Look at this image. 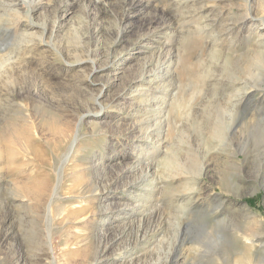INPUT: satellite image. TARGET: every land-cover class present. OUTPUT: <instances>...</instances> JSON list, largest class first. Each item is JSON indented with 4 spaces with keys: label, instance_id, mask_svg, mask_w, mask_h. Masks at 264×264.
Returning a JSON list of instances; mask_svg holds the SVG:
<instances>
[{
    "label": "rangeland",
    "instance_id": "374dc122",
    "mask_svg": "<svg viewBox=\"0 0 264 264\" xmlns=\"http://www.w3.org/2000/svg\"><path fill=\"white\" fill-rule=\"evenodd\" d=\"M31 1H0V120L16 103L42 118L29 167L51 186L74 143L76 156L63 202H11L0 170V264H264L262 0ZM89 163L126 213L95 223L94 191L64 193Z\"/></svg>",
    "mask_w": 264,
    "mask_h": 264
},
{
    "label": "bare ground",
    "instance_id": "6f19581e",
    "mask_svg": "<svg viewBox=\"0 0 264 264\" xmlns=\"http://www.w3.org/2000/svg\"><path fill=\"white\" fill-rule=\"evenodd\" d=\"M1 1V5L6 9V7H13L15 9H18L19 6L18 4L22 1V0H0ZM24 1V0H23ZM30 1V0H27ZM34 1V0H32ZM31 1V2H32ZM42 0H37L36 2H33L31 5V9L34 10V8L37 6V4L41 3ZM223 1V0H222ZM222 1L218 4V6H221ZM226 1V0H225ZM229 1V0H228ZM227 2V1H226ZM142 3V0H130V2L128 3L129 6L132 5H140ZM249 3V2H248ZM221 4V5H220ZM228 4V3H227ZM251 4H253V2H251ZM260 4H262V9L261 12L264 14V0L260 1ZM242 5V4H241ZM225 6V5H224ZM223 6V8H224ZM230 6L232 7V4H230ZM250 7V6H249ZM252 7V5H251ZM129 8V7H128ZM241 9V8H240ZM244 10V8H243ZM27 11V10H25ZM248 13L245 14V16H247ZM262 14V15H263ZM32 14L29 12H26V15L24 16V19H26V22H24L22 19L19 20L18 22V26H22L24 28V30L26 29H31L32 26L30 25V22L32 21ZM159 17V16H158ZM152 20L154 21L153 18H149L148 21H146L143 25H151ZM162 21V20H161ZM154 24V23H153ZM150 29V28H149ZM207 30V29H206ZM27 31V30H26ZM31 31V30H30ZM148 31V30H147ZM151 31V30H150ZM20 32V31H19ZM263 48V47H262ZM248 53V52H247ZM244 55H246L244 53ZM254 58L256 57H261V55H264V52H255L252 54ZM249 56V55H248ZM263 57V56H262ZM234 59V58H233ZM248 59V58H247ZM252 59V58H251ZM254 60V59H253ZM252 60V61H253ZM8 62V61H7ZM253 63V62H252ZM158 66V65H157ZM239 66V65H237ZM257 66V65H256ZM245 69V68H244ZM152 70H156V69H152ZM152 70H149L148 72H142L141 76H144L145 74H151L150 72ZM149 76V75H148ZM147 76V77H148ZM143 78V77H142ZM149 79V78H148ZM152 78H150L151 80ZM235 81V80H234ZM247 85V84H246ZM242 88V87H241ZM240 89V88H239ZM252 89V88H251ZM253 90V89H252ZM143 93V92H142ZM245 93V92H244ZM250 95V94H249ZM146 97V96H144ZM149 101V100H148ZM17 104V103H16ZM15 106L18 107V109L15 110L14 114L10 117L7 118H2L0 120V170L3 169V167L5 168L7 177H8V188L11 191L12 195H10L11 197V202L15 203L16 201L20 202V203H24L25 200L30 201V203L33 204H37L39 203V201L42 199V196L46 195V197H48V201L52 200L54 197L58 198L57 200L62 201V199H60L57 191H58V186H59V182H61L62 179V171L63 168H65V161L67 159H69L70 157H74L76 156L74 153V144L70 145V149L68 150V152H66L65 156H64V161L62 162V165L59 166L60 170L56 171V175H57V182L53 183L52 186L49 184L48 182V178H45V176L47 177V175L44 176L43 171L39 170V169H34V167H29L30 163L32 160H30V154L32 155V159L33 157L35 158H39L40 153H42L41 150V145L40 143H38L37 141L39 140L38 137L36 136H40L39 135V127L40 124L42 125V118H37L34 117L32 115H30L29 110L27 109V107H25L23 104H17ZM224 109V108H223ZM28 112H27V111ZM233 110V109H232ZM48 112V111H47ZM86 112V111H85ZM88 112V111H87ZM86 112V113H87ZM91 112L87 113L86 115H89ZM229 113V112H228ZM44 114V113H43ZM9 115V114H8ZM56 116V114H54ZM52 116V115H51ZM50 116V117H51ZM82 117V116H81ZM143 118V117H142ZM79 120V118H78ZM53 121V120H52ZM61 121V120H60ZM144 121V120H143ZM159 121V120H158ZM163 121V120H162ZM64 122V121H63ZM80 122V120L78 121ZM221 122L223 123V120H221ZM232 122V121H231ZM252 122V121H251ZM49 123V120H48ZM137 124L139 123V121L136 122ZM58 124V122L56 123ZM55 124V125H56ZM69 124V123H68ZM218 123L215 122L214 126H218ZM231 124V123H230ZM259 124V123H258ZM63 125V124H61ZM65 125V123H64ZM226 125V123H225ZM66 126V125H65ZM64 126V127H65ZM139 126V125H138ZM137 126V127H138ZM156 126V125H155ZM234 126V125H232ZM49 127V125H48ZM63 127V128H64ZM78 127V125H77ZM264 127V126H263ZM141 129V127H139ZM219 128V127H218ZM236 128V126H235ZM53 129V127H52ZM55 129H58V125L55 126ZM59 130V129H58ZM66 130V129H65ZM228 130V129H227ZM233 130V129H232ZM260 130V129H259ZM62 132V131H61ZM69 132V131H67ZM148 132V131H147ZM73 133V132H72ZM76 133V132H75ZM235 133V131H234ZM67 134V133H66ZM77 134V133H76ZM62 135V134H61ZM240 135V134H239ZM68 136V135H67ZM78 136V135H76ZM148 136V135H147ZM221 138L220 135H217ZM42 137V136H40ZM62 137V136H61ZM36 138L38 140H36ZM61 139V138H60ZM77 139V138H76ZM75 140V139H74ZM60 141V140H59ZM230 142V141H229ZM80 157V156H79ZM84 157V156H83ZM86 158V157H85ZM71 159V158H70ZM82 159V158H81ZM88 159V158H87ZM83 160V159H82ZM167 160V159H166ZM170 161V159H168ZM34 161V160H33ZM85 161V160H84ZM168 161V162H169ZM72 162V161H71ZM86 162V161H85ZM4 165H3V164ZM68 163V162H67ZM79 163V162H78ZM77 163V164H78ZM84 162H82L81 165H83ZM87 163V162H86ZM91 163V162H90ZM88 164L87 166L83 167L84 173L82 174V171L79 173L80 174V178L81 180L78 181V176L75 175L72 178H70V180L68 181V179H66L69 183L68 185L62 187V189L64 190V193H71V196L73 195L72 193L76 194L73 196H77V195H83L84 193L87 192H95L94 195L99 203V205L93 209V220L95 223H103L104 221L113 219L115 217L114 214H123L126 213L124 210V208H122L123 206L120 205H114L112 206V204L110 203H105L102 202L106 199H108V192H106V184H104L103 186H99L98 184L95 183V181L92 178V170L95 168H93V164ZM38 164V163H37ZM76 164V165H77ZM79 164V165H80ZM34 164H32L33 166ZM85 165V164H84ZM35 166V165H34ZM75 166V165H74ZM76 167V166H75ZM81 167V166H80ZM32 168L34 169L33 172H28L31 171ZM73 168V167H72ZM29 169V170H28ZM31 169V170H30ZM74 169V168H73ZM66 170V169H65ZM75 170V169H74ZM143 170V169H142ZM180 170V169H179ZM79 171V170H78ZM200 168L197 169L196 174L199 175L200 173ZM73 172V170H72ZM189 172V171H188ZM65 173V172H64ZM63 173V174H64ZM78 173V172H77ZM1 175V174H0ZM70 175V174H68ZM67 175V176H68ZM175 175V174H174ZM180 176V173H178L176 175ZM2 178V177H1ZM79 178V179H80ZM76 181V182H75ZM113 181V180H112ZM111 181V182H112ZM151 181V180H150ZM97 182V181H96ZM51 183V182H50ZM61 184V183H60ZM110 185V184H109ZM147 185V184H146ZM156 185V184H155ZM128 186V185H127ZM109 187V186H108ZM131 187L129 186L127 188V190H130ZM155 189V188H154ZM132 190V189H131ZM130 190V191H131ZM28 194L29 196H31L30 200L28 198ZM68 194V195H69ZM70 196V197H71ZM19 198V199H16ZM45 200V199H44ZM55 200V199H54ZM17 202V203H18ZM73 201L70 202H66V205H69L68 208L69 212L68 213H72L75 214V218H80V219H85L86 216V209L84 210V208L82 207H78L77 205L72 203ZM28 204V203H27ZM40 204V203H39ZM61 204V203H60ZM97 204V203H96ZM64 205L62 208L60 206L61 209H59V214L66 211L68 208L67 206ZM90 209V208H89ZM123 209V210H122ZM48 211L49 213H51V208L50 205L48 207ZM85 212V214L83 213ZM84 214V216L82 215ZM88 214V213H87ZM63 216V215H62ZM69 217V215H67ZM90 216V215H89ZM88 216V217H89ZM160 218V217H159ZM158 218V219H159ZM62 219V218H61ZM154 219V218H153ZM157 219V218H156ZM76 220V219H75ZM78 221V220H77ZM152 223V222H151ZM154 226V225H153ZM101 232H98L97 235H95L94 237L97 236V238L100 240V242L102 243V248H101V257L100 259H103L104 256L107 255V247L110 244L111 238L109 236V232L106 229L100 228ZM147 229V228H146ZM151 229V228H150ZM93 230V229H92ZM50 232V231H49ZM147 232V231H146ZM144 233V232H142ZM150 233V232H149ZM70 234V233H69ZM91 234V233H90ZM147 234V233H146ZM139 235V234H138ZM152 235V232H151ZM50 236V234H49ZM68 236V235H67ZM148 236V235H147ZM89 237V236H88ZM91 237V236H90ZM135 239H146L147 237L142 236V238H138V236L135 235ZM149 237V236H148ZM51 238V236L49 237ZM114 238V237H113ZM67 240V239H66ZM65 240V241H66ZM139 241V240H138ZM71 243V241H70ZM67 244V243H66ZM73 244V243H72ZM48 245V244H47ZM46 251V250H45ZM51 251L47 249V252L50 253L51 255ZM14 257V255H13ZM12 257V258H13ZM48 257V256H47ZM98 257V256H97ZM259 257V256H258ZM97 259V258H96ZM85 260V259H84ZM91 260H93L91 258ZM240 260V259H239ZM89 261V260H88ZM85 262V261H84ZM93 262V261H92ZM239 261H237L238 263ZM53 264V263H52ZM241 264V263H240Z\"/></svg>",
    "mask_w": 264,
    "mask_h": 264
}]
</instances>
